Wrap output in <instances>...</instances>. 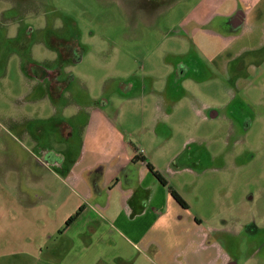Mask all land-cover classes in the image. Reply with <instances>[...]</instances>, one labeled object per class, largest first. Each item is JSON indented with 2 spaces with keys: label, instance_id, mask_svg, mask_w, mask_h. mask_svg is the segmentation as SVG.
<instances>
[{
  "label": "rangeland",
  "instance_id": "rangeland-1",
  "mask_svg": "<svg viewBox=\"0 0 264 264\" xmlns=\"http://www.w3.org/2000/svg\"><path fill=\"white\" fill-rule=\"evenodd\" d=\"M202 1L0 0V264H77L58 261L63 239L51 233L62 223L51 218L61 198L46 193L65 191L59 159L76 155L98 110L135 146L145 140L203 220L214 246L183 252L181 264H264V50L216 70L208 56L223 45L181 26ZM205 29L223 34L219 20ZM43 70L58 81L43 80ZM240 77L252 81L243 91ZM155 107L171 117L152 135ZM192 229L179 222L155 237L168 253L183 250ZM115 245L101 243L98 264H158L153 248L130 259L122 239Z\"/></svg>",
  "mask_w": 264,
  "mask_h": 264
},
{
  "label": "crops",
  "instance_id": "crops-1",
  "mask_svg": "<svg viewBox=\"0 0 264 264\" xmlns=\"http://www.w3.org/2000/svg\"><path fill=\"white\" fill-rule=\"evenodd\" d=\"M233 1V5H224L223 10L209 12L201 6L205 2L203 0L181 23L182 27L193 25L192 36L198 38L208 35L218 39L223 45L212 52V56H208V52L198 45L201 38L195 42L220 73H228L229 65L238 63L245 55H258L264 50V2ZM217 20L220 26L223 25L222 35L218 32L219 29L217 33L205 29ZM250 66L248 73L253 68ZM250 83L251 80L240 77L236 86L243 91L250 87ZM164 112L165 109L161 107L152 109L150 121L153 128L149 131L150 134H156L157 123L165 117H171ZM103 129H106L108 135H101ZM130 137L127 131L117 130L116 119H112L104 110H98L90 116L76 155L72 157L67 149L63 158L60 157L62 176L59 175V182L65 191L61 189L57 194L53 193L52 188H48L46 193L48 198L54 195L61 198L58 207L53 209L55 216L51 218L59 219L62 223V227L51 233L52 237L58 235L63 239L58 261L72 263L76 258L77 264H98L97 254L101 243L104 242L106 247H113L117 238L122 239L126 248H129L127 252H130V259L133 257V250L142 254L153 248L158 264H181L179 256L183 252L186 257L196 252L198 256L202 253L204 256L214 246L209 247L206 243L210 237L203 220L191 214L188 203L187 208L182 207L172 197L168 187L156 179L147 163L165 177L173 190L175 189L170 185L169 178L174 173L170 175L154 162L155 153L148 152L145 140H140V144L135 146ZM139 156L146 161L136 160ZM182 199L184 200L183 197ZM79 211L77 219L67 226L68 220ZM184 221L193 224L192 238L184 243L183 250L172 245L171 251L166 252L155 234H160L165 228L172 232L179 222ZM55 250L53 248L50 253L52 259L56 258L53 256ZM200 262L205 264L202 260ZM210 262L214 261L209 259L207 264ZM51 264L54 263L51 261Z\"/></svg>",
  "mask_w": 264,
  "mask_h": 264
},
{
  "label": "trees",
  "instance_id": "trees-1",
  "mask_svg": "<svg viewBox=\"0 0 264 264\" xmlns=\"http://www.w3.org/2000/svg\"><path fill=\"white\" fill-rule=\"evenodd\" d=\"M136 160H141L142 162H145V158H141L140 156L136 158ZM147 166L149 168V170L151 171V173H153V175L156 177V179L165 187H168V191L169 193L172 195V197L182 206L187 208V204L186 202L181 198V196L172 188L169 187V184L167 182V180L165 179V177L159 173L150 163H147ZM80 215V211L72 218H70L67 222V226H69L71 223H73V221H75V219H77V217Z\"/></svg>",
  "mask_w": 264,
  "mask_h": 264
},
{
  "label": "flooded vegetation",
  "instance_id": "flooded-vegetation-1",
  "mask_svg": "<svg viewBox=\"0 0 264 264\" xmlns=\"http://www.w3.org/2000/svg\"><path fill=\"white\" fill-rule=\"evenodd\" d=\"M51 74H52V75H51L50 77H48V75H47V71L43 70L42 79H43V80L46 79V78L55 79V83H56V81H58V79H57L58 74H57V73H51ZM57 83H59V82H57ZM235 88H236V90L241 91V89L238 88L236 85H235ZM216 116H217V113H215V112H211V117H216ZM181 198H182V197H181ZM209 239H210V238H208L207 241H206L207 245H208V241H209ZM228 264H234V263H233V262H229Z\"/></svg>",
  "mask_w": 264,
  "mask_h": 264
}]
</instances>
